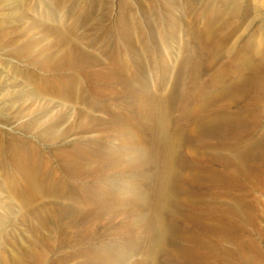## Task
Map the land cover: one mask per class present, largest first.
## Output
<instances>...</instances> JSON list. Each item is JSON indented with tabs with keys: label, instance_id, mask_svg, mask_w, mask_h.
<instances>
[{
	"label": "rangeland",
	"instance_id": "obj_1",
	"mask_svg": "<svg viewBox=\"0 0 264 264\" xmlns=\"http://www.w3.org/2000/svg\"><path fill=\"white\" fill-rule=\"evenodd\" d=\"M219 7L220 0H0V264H112L103 256L116 249L128 253L121 264H147L154 213L164 211L156 193L190 189L204 159L225 167L226 151L207 155L205 145L237 143L234 131L204 121L218 110L211 79L242 51L264 64V0H239L233 17L219 16ZM220 18L215 40L199 38ZM214 47L226 58L212 60ZM235 103L264 122V80ZM172 133L178 148L167 174ZM26 166L44 181L33 199ZM263 191L243 224L264 257Z\"/></svg>",
	"mask_w": 264,
	"mask_h": 264
},
{
	"label": "bare ground",
	"instance_id": "obj_2",
	"mask_svg": "<svg viewBox=\"0 0 264 264\" xmlns=\"http://www.w3.org/2000/svg\"><path fill=\"white\" fill-rule=\"evenodd\" d=\"M238 10L239 0H220L217 13L219 16L231 14L233 17ZM224 22L220 18L211 22L215 26L206 25L199 38L215 40L217 29L221 32ZM223 52L214 47L211 59L226 58L220 54ZM238 55L235 59L237 64L211 79L210 83L219 89L216 92L218 99L211 101L217 102L218 110L205 115L204 119L206 124L234 131L237 143L225 138L220 142L213 141L212 149L205 145L202 152H208L207 155L214 149L226 151L225 167L219 166L216 159H204L193 175L190 189L182 188L178 196L169 189L156 193V208L164 211L154 213L153 239L146 253L147 264H157L158 253L162 256L161 264H263L262 250L253 240L251 228L243 224V211L251 204L262 203L258 194L264 190V128H261L264 122L254 123L252 111L241 103H235V99L255 95L264 80V64L254 56L247 60L244 51ZM225 94L231 98L229 104L219 103V97ZM203 103V100H199L197 110L203 108ZM262 111L264 106L261 105L258 112ZM193 120L192 130L198 133L202 124L199 119ZM168 144L164 170L170 174L167 163L178 148L176 134H171ZM24 152L22 150L21 153ZM25 173L30 187H33V199L44 181L32 166H26ZM140 196L138 193L137 197ZM166 216L173 218L174 222H168ZM136 218V222H139V217ZM113 253L103 256V259L112 264H121L128 254L117 249Z\"/></svg>",
	"mask_w": 264,
	"mask_h": 264
}]
</instances>
